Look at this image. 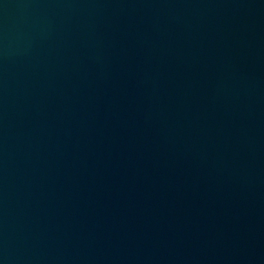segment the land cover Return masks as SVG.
<instances>
[{
  "label": "water",
  "instance_id": "water-1",
  "mask_svg": "<svg viewBox=\"0 0 264 264\" xmlns=\"http://www.w3.org/2000/svg\"><path fill=\"white\" fill-rule=\"evenodd\" d=\"M0 264H264V0H0Z\"/></svg>",
  "mask_w": 264,
  "mask_h": 264
}]
</instances>
